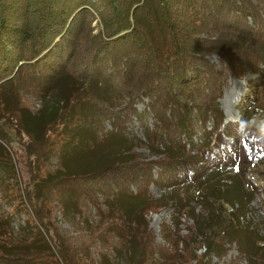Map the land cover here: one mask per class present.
<instances>
[{"label":"trees","instance_id":"obj_1","mask_svg":"<svg viewBox=\"0 0 264 264\" xmlns=\"http://www.w3.org/2000/svg\"><path fill=\"white\" fill-rule=\"evenodd\" d=\"M263 6L264 0H0V157H9L3 119L10 117L31 138L36 161L49 156L57 159V168L34 182L35 196L29 195L38 225L44 226L47 199L55 198L63 213L78 212V199L99 194L109 208L121 213L125 224L141 226L146 238L145 214L153 202L147 189L158 182L153 179V165L160 168L159 179L172 184L180 181L173 178L172 171L182 163L197 166L195 174L181 179L196 188L187 200L172 196L164 200L175 201L179 210H191L192 217L195 208L191 202L195 201L202 209L193 217L196 234L203 236L216 228L226 243H235L245 252L243 234L253 230L248 223L241 229L240 219L253 195L252 185L246 187L241 180L247 163L241 162L240 154L249 143L246 138L240 142L239 134L233 132L241 129L240 121L228 134L219 130L224 114L218 98L226 77L242 78L252 72L264 79V67L260 68L264 66V18L259 14ZM212 54L219 56L221 70L208 60ZM62 80L64 95L54 99L47 112L48 90ZM29 96L43 101L42 109L37 110L42 112L39 119L21 104ZM143 98L147 104L142 115L136 106ZM239 110L242 121L249 120L247 109L240 105ZM136 116L151 121L150 128L144 126L147 143L136 139L127 157L122 154L106 164L81 169L70 166L73 160L101 147L108 134L104 120L123 132ZM208 121L209 129L205 126ZM58 131L61 138L56 151L45 154L49 137ZM197 133L199 137L193 140ZM224 135L233 137L229 146L223 145L227 142ZM141 144L150 155L164 157L157 162L142 159L134 151ZM213 146L220 150L209 157L206 152ZM0 171L7 174L11 169L3 163ZM2 175L0 183L5 187ZM132 185L136 193H132ZM37 202L39 210L35 209ZM19 206L12 204L9 214L26 213ZM2 220L0 236L6 233ZM34 227L35 236L19 242V248L12 246L13 254L3 252L0 264H37L45 253L30 255L29 251L44 237ZM260 239L264 242V237ZM165 241L170 240L166 237ZM66 244L60 242L58 248L64 263L70 260ZM205 244L204 255L221 257L212 240ZM135 246L138 256L130 263H146L142 256L150 245ZM42 247L49 249L46 243ZM254 256L251 264L257 260L264 264V256L257 251ZM102 264L113 263L103 256Z\"/></svg>","mask_w":264,"mask_h":264},{"label":"rangeland","instance_id":"obj_2","mask_svg":"<svg viewBox=\"0 0 264 264\" xmlns=\"http://www.w3.org/2000/svg\"><path fill=\"white\" fill-rule=\"evenodd\" d=\"M259 14L264 18V6L259 9ZM248 23H251L250 18H248ZM208 60L216 69H222L223 66L219 64L217 54L210 55ZM261 67L264 66L260 65ZM252 81L254 82L252 83ZM64 84L65 81L62 80L49 88L44 100L47 112L55 102L54 99L64 95ZM221 89L222 94L218 98V103L224 114V121L219 130L223 134H228L227 131L232 132L234 127H231L240 121L241 129L233 130V132L239 134L240 142L246 138L249 143L247 151L240 154L241 162L247 163L241 170V180L246 187H249V184L252 185L253 195L247 205L246 215L243 220L240 219L241 229L248 223L249 230H253L251 233L243 234L245 252H240L235 243H226L221 235H218L216 228L208 229L203 236L196 234L194 218L200 214L202 209L195 201L191 202L195 208L193 218L189 214L191 210H179L175 201L164 200L166 196L177 197L182 201L187 200L196 188L195 185L181 179H184L185 175L195 174L197 166H185L182 163L172 171L173 178L180 179V181L176 180L177 183L173 182V185L167 179H159L160 168L156 164L153 165V179H157L158 182L151 183L147 189L153 202L149 204L150 209L145 214L149 233L146 238L142 235L144 229L141 226L125 224L122 221L121 213L116 208H109L105 199L99 194L78 199V212H72L70 209L63 210L65 212L63 213L56 205L57 202L55 204V198L47 199V208L43 210L46 215L43 217L44 226L41 227L38 225L29 195L35 196L34 182L40 181L48 172H53L57 168V159L56 156H49L47 159L36 161L35 156L31 154V138L23 133L13 118L8 117L3 119L5 120L3 130L8 135L6 151L9 157L4 159L0 157V165L6 164V168H10L11 172L7 174L2 172L5 174L2 175L5 177L3 182L5 187L0 183V218L2 217L4 220L2 227L6 232L5 235L0 236V256L4 255L3 252L8 251H13L10 253L13 254L15 251L13 247L19 248V242L33 238L37 230L35 225L42 231L44 240L39 238L34 243L29 251L30 255L40 251L45 253L40 255L37 264H102L103 256L113 264H132L130 260L137 258L139 250L135 245L139 244L142 249L146 244L150 245V249L146 247L143 252L142 260L146 262L143 264H205L207 259L210 264H251V261L257 258L254 256V252L257 251L258 254L264 256V242L260 239L264 237V79L260 74L252 72L246 73L242 78L229 76L222 83ZM42 103L43 101L32 96L24 97L21 101L23 106L31 110L33 117L38 119L42 116V112L37 111L39 108L42 109ZM146 104V98H143V103L137 104L138 113L144 114ZM240 105L247 109L250 114L249 120L242 121L243 113L239 110ZM209 122L205 125L208 129L211 127ZM145 125L151 127V121L147 117L141 120L137 116L132 117L126 124L125 130L121 132L113 129L111 121L104 120L103 129L108 134L101 147L73 160L70 166L75 169L85 166L95 167L120 159L122 154L127 157V150L132 146L133 141L140 139L147 143ZM195 129L197 130V128ZM58 132L49 137L45 154L56 151L57 142L61 138V132ZM199 134L197 133L193 140L197 139ZM224 136L227 142L223 145L229 146L233 137ZM49 149L51 150L49 151ZM160 150L162 149L160 148ZM218 150L220 147L217 149L216 146H213L206 152V155L210 157L211 153L217 154ZM134 151L139 153L142 159L153 162L164 157L162 154L150 155L148 147L143 144L139 147L136 146ZM218 166L221 165L218 164ZM191 169H193L192 173ZM2 173L0 171V174ZM130 189L132 193L137 192V188L133 185L130 186ZM12 204L15 207L21 204L23 207L19 206L20 212L22 209H26V213L23 211V213L9 214L12 211ZM133 206L138 207L137 204ZM38 208L39 203L37 202L35 209ZM46 227L49 229L48 232ZM133 234L134 241L130 242ZM166 237L170 243L165 241ZM207 240L213 241L214 248L221 252V257L210 253L204 255ZM60 242L67 243L64 250L70 257V260L67 259L68 263H64L65 261L59 257ZM45 243L48 250L42 247ZM9 258L11 261L13 260L12 255ZM258 263L260 260H257Z\"/></svg>","mask_w":264,"mask_h":264}]
</instances>
